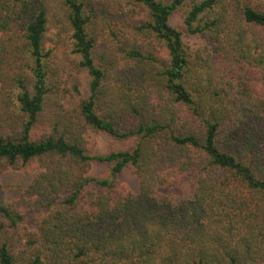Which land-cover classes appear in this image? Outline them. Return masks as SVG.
<instances>
[{
    "label": "trees",
    "instance_id": "trees-1",
    "mask_svg": "<svg viewBox=\"0 0 264 264\" xmlns=\"http://www.w3.org/2000/svg\"><path fill=\"white\" fill-rule=\"evenodd\" d=\"M0 112V264H264V0H0Z\"/></svg>",
    "mask_w": 264,
    "mask_h": 264
},
{
    "label": "rangeland",
    "instance_id": "rangeland-1",
    "mask_svg": "<svg viewBox=\"0 0 264 264\" xmlns=\"http://www.w3.org/2000/svg\"><path fill=\"white\" fill-rule=\"evenodd\" d=\"M67 63L69 62V66L67 65V70H63V81H67L68 85H72V83L80 84V87L84 90V93H87L88 86V77L85 72H81L74 64L71 65L72 60L70 58H66ZM70 76V78H68ZM80 81V83H79ZM49 112L47 114V121L51 120L53 108L48 107ZM14 112L13 110H10ZM1 117V112H0ZM19 119L10 117V120L6 121V124L11 127H16ZM48 128V122L38 125L36 131L39 135H41ZM94 142H95V150L97 152H105L108 149V140L103 135L94 134ZM91 173L96 176H108L110 173V168L108 164L94 162L92 165ZM34 173H30L26 169L18 168V167H8L0 171V184L3 186L7 197L10 199L16 198L21 194V192L25 189L28 183L31 181ZM122 180L129 184L131 187H136L137 178L135 176L124 173L122 175ZM40 213H32V216H38Z\"/></svg>",
    "mask_w": 264,
    "mask_h": 264
}]
</instances>
